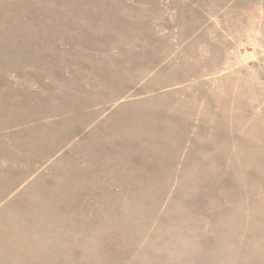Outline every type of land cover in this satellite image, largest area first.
Returning a JSON list of instances; mask_svg holds the SVG:
<instances>
[{"label": "rangeland", "instance_id": "rangeland-1", "mask_svg": "<svg viewBox=\"0 0 264 264\" xmlns=\"http://www.w3.org/2000/svg\"><path fill=\"white\" fill-rule=\"evenodd\" d=\"M0 264H264V0H0Z\"/></svg>", "mask_w": 264, "mask_h": 264}]
</instances>
